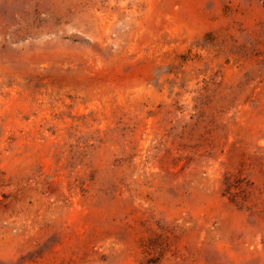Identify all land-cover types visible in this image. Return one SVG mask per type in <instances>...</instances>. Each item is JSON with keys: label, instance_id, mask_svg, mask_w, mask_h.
Masks as SVG:
<instances>
[{"label": "rangeland", "instance_id": "374dc122", "mask_svg": "<svg viewBox=\"0 0 264 264\" xmlns=\"http://www.w3.org/2000/svg\"><path fill=\"white\" fill-rule=\"evenodd\" d=\"M0 264H264V0H0Z\"/></svg>", "mask_w": 264, "mask_h": 264}]
</instances>
